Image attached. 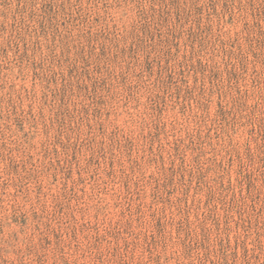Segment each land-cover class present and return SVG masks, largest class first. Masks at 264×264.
<instances>
[{"label":"rangeland","instance_id":"1","mask_svg":"<svg viewBox=\"0 0 264 264\" xmlns=\"http://www.w3.org/2000/svg\"><path fill=\"white\" fill-rule=\"evenodd\" d=\"M0 264H264V0H0Z\"/></svg>","mask_w":264,"mask_h":264}]
</instances>
